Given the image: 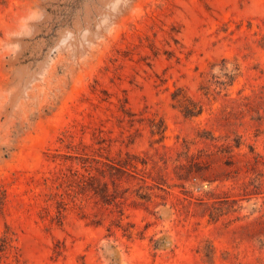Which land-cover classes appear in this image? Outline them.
<instances>
[{"label": "rangeland", "instance_id": "obj_1", "mask_svg": "<svg viewBox=\"0 0 264 264\" xmlns=\"http://www.w3.org/2000/svg\"><path fill=\"white\" fill-rule=\"evenodd\" d=\"M0 264H264V0H0Z\"/></svg>", "mask_w": 264, "mask_h": 264}, {"label": "trees", "instance_id": "obj_2", "mask_svg": "<svg viewBox=\"0 0 264 264\" xmlns=\"http://www.w3.org/2000/svg\"><path fill=\"white\" fill-rule=\"evenodd\" d=\"M5 248H6V244H5V243H3V244L1 245V247H0V252L4 251V250H5Z\"/></svg>", "mask_w": 264, "mask_h": 264}]
</instances>
